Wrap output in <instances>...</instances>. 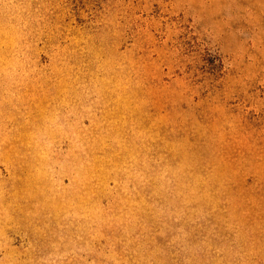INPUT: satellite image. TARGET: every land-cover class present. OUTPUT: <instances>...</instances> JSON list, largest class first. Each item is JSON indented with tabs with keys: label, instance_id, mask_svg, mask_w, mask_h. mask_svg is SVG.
Here are the masks:
<instances>
[{
	"label": "rangeland",
	"instance_id": "obj_1",
	"mask_svg": "<svg viewBox=\"0 0 264 264\" xmlns=\"http://www.w3.org/2000/svg\"><path fill=\"white\" fill-rule=\"evenodd\" d=\"M0 264H264V0H0Z\"/></svg>",
	"mask_w": 264,
	"mask_h": 264
}]
</instances>
